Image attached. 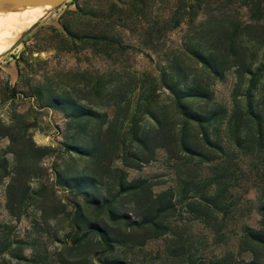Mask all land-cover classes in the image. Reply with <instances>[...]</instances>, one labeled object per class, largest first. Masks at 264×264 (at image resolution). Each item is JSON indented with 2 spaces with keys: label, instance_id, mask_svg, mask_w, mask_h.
<instances>
[{
  "label": "rangeland",
  "instance_id": "rangeland-1",
  "mask_svg": "<svg viewBox=\"0 0 264 264\" xmlns=\"http://www.w3.org/2000/svg\"><path fill=\"white\" fill-rule=\"evenodd\" d=\"M192 52L219 56L221 76ZM175 64L210 93L183 101L211 115L201 128L178 116L159 82ZM80 109L98 116L72 119ZM249 110L260 113L262 135ZM146 112L165 135L142 149L133 132L156 129ZM182 129L201 156L174 143ZM89 134L97 152L80 157L71 146ZM78 174L109 205L87 204L58 177ZM130 183L139 188H119ZM153 205L167 206L164 230L135 228ZM76 207L128 241L110 252L87 233L71 248L84 233L73 228L84 222ZM249 229L264 237V0H66L0 54V264H264Z\"/></svg>",
  "mask_w": 264,
  "mask_h": 264
},
{
  "label": "trees",
  "instance_id": "trees-1",
  "mask_svg": "<svg viewBox=\"0 0 264 264\" xmlns=\"http://www.w3.org/2000/svg\"><path fill=\"white\" fill-rule=\"evenodd\" d=\"M33 27V26H32ZM232 47V46H231ZM230 49L232 50V48ZM189 59H192V61L197 62L198 65H200L202 70H206L209 73H211L213 76L219 77L222 74V64L220 62V57L215 54H203L199 52H192L187 55ZM236 66V65H235ZM238 66H240L243 73H246L248 71V66H246L244 63H239ZM187 74L183 72V69L178 65L175 64L171 68H169L167 71H164L159 76V82L163 89L167 90L170 95L173 98L174 106L176 109V112L179 117L183 118L187 122L195 125L198 128H201L204 124L209 122L211 119V115L202 114L200 112H197L195 110H192L187 104H185L183 101L185 99H200L203 101H210L211 96L210 93L207 91V88L205 85H203L201 82L198 81H188ZM51 101L53 103H56L59 109L63 108V100L58 97H51ZM71 107V106H70ZM146 114H149L146 112ZM247 115L254 120L255 125L257 127V132L259 135H262V129H261V116L260 113H258L255 110H249ZM98 116L95 112L91 110L86 109H80V112H77L73 115H71V118L74 120H80V119H92L94 117ZM150 118L155 122L156 129L149 135H137V132H133L132 139L133 141L142 149H146L147 144H149L151 141H155L156 136L161 135L163 137L165 133H163V126L162 122L157 118L154 114H149ZM184 125V124H183ZM164 141V140H163ZM95 138L89 134L86 137V140L84 141V145H76L71 146L73 152H75L80 157H89L93 156L97 152V146ZM174 143L181 149V151L186 152L188 154L194 155V156H201L199 152H197L195 146L199 145H192L189 143L187 139V135L185 134L184 129L181 130V132L178 134L177 139L174 140ZM207 138L204 136L202 139V144L206 145L208 144ZM95 144V145H94ZM190 144V145H189ZM166 145V144H165ZM149 147V146H148ZM159 147H164L163 144H159ZM46 149L45 148H34V152H40L44 153ZM59 179H62V185L71 191H76L78 194H80L86 201L87 204H93L94 206H104L106 203L109 205L110 202H107L106 200L102 199V203L99 201L98 198H95L89 189H92L94 185V179L91 176L84 175V174H78L75 176H69L67 178H62V176ZM57 177V178H58ZM119 188L121 191H128V190H134L138 189L139 185L136 183H130V184H121L119 185ZM163 200L162 197L157 199ZM100 202V203H99ZM155 203V201H154ZM80 213V219H83L82 211H80L79 207H76ZM167 208V206H152V209L149 212V215L141 216L139 222L137 224H133L135 228H143L148 227L151 228L156 233H161V231L164 230V227L158 223V216L164 212V210ZM107 215L109 217L110 221H117L119 220L117 218V213L109 209L107 212ZM84 222H81L78 224L77 222L74 224V230L77 234L81 231V229H84V233L81 236L76 237L74 240L71 241V248L73 249H80L81 247H84L86 244L85 237L87 233H95L98 236L99 243L103 246V249L106 251H113L114 247L121 245L122 243H125L126 238H120V233L117 232V229H113L106 224L98 225L96 223H90L87 222L85 219H83ZM82 225V226H81ZM118 235V236H117ZM247 236L250 238L253 242L263 245L264 246V237L263 235L249 229L247 230ZM154 237V236H153ZM84 241L82 242V240ZM107 264H128L123 261H114L112 259L105 260ZM87 262L85 260L79 261L76 259H61L58 264H86ZM250 264H254L251 262Z\"/></svg>",
  "mask_w": 264,
  "mask_h": 264
},
{
  "label": "bare ground",
  "instance_id": "bare-ground-1",
  "mask_svg": "<svg viewBox=\"0 0 264 264\" xmlns=\"http://www.w3.org/2000/svg\"><path fill=\"white\" fill-rule=\"evenodd\" d=\"M46 10L40 6L27 5L0 7V54L8 50L23 32L30 29Z\"/></svg>",
  "mask_w": 264,
  "mask_h": 264
},
{
  "label": "water",
  "instance_id": "water-1",
  "mask_svg": "<svg viewBox=\"0 0 264 264\" xmlns=\"http://www.w3.org/2000/svg\"><path fill=\"white\" fill-rule=\"evenodd\" d=\"M66 0H0V7L4 5L13 6H40L45 9L59 7Z\"/></svg>",
  "mask_w": 264,
  "mask_h": 264
}]
</instances>
